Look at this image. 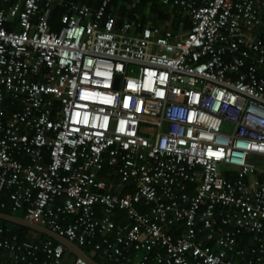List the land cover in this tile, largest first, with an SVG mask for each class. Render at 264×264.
<instances>
[{
  "label": "built area",
  "instance_id": "built-area-1",
  "mask_svg": "<svg viewBox=\"0 0 264 264\" xmlns=\"http://www.w3.org/2000/svg\"><path fill=\"white\" fill-rule=\"evenodd\" d=\"M1 1L0 194L12 211L108 264H264V2L158 0L190 16L173 30L116 17L109 0ZM66 253L0 227V264Z\"/></svg>",
  "mask_w": 264,
  "mask_h": 264
},
{
  "label": "trees",
  "instance_id": "trees-1",
  "mask_svg": "<svg viewBox=\"0 0 264 264\" xmlns=\"http://www.w3.org/2000/svg\"><path fill=\"white\" fill-rule=\"evenodd\" d=\"M81 4H86L88 6L97 7L99 0H77ZM57 7V6H56ZM107 12L113 14L116 17L128 16L129 19H138L142 23H149L152 25H166L173 30L178 28V23L180 20H184L185 24H188V16L182 17L176 7H171L168 5H161L158 0H109L107 6ZM62 11L52 9L49 14V24L52 29H58L56 25L60 19ZM188 25H185L187 27ZM7 28L10 25L7 24ZM12 109V108H11ZM10 109V110H11ZM0 199L5 201L6 207L1 208L0 211L5 213H12V209L9 205V200L5 192L0 194ZM124 217V216H123ZM125 218V217H124ZM0 227L9 228L12 232L17 233L20 240H26L28 229L13 224L11 222L0 219ZM48 238L43 235H39L36 239L37 242L47 240ZM239 245L242 246L246 244L249 240V234L244 233L238 237ZM83 249L86 252L92 250L91 246H84ZM95 260L101 264H108V262L102 257L101 253L98 251L95 255ZM121 264V263H113Z\"/></svg>",
  "mask_w": 264,
  "mask_h": 264
},
{
  "label": "water",
  "instance_id": "water-1",
  "mask_svg": "<svg viewBox=\"0 0 264 264\" xmlns=\"http://www.w3.org/2000/svg\"><path fill=\"white\" fill-rule=\"evenodd\" d=\"M0 219L27 228L28 233L26 239L29 242H35L39 235H43L63 245L67 252L71 253L73 256L81 258L86 262V264H101L95 260L96 251L92 250L90 252H86L75 242L68 240L64 236L58 235L46 226L39 225L24 218L22 212L19 210L13 211L12 213L0 211Z\"/></svg>",
  "mask_w": 264,
  "mask_h": 264
},
{
  "label": "crops",
  "instance_id": "crops-1",
  "mask_svg": "<svg viewBox=\"0 0 264 264\" xmlns=\"http://www.w3.org/2000/svg\"><path fill=\"white\" fill-rule=\"evenodd\" d=\"M74 1L78 2L77 0H74ZM256 1H257V5L259 6L260 10L263 11L262 3L264 2V0H256ZM2 5H3V3L0 0V6H2ZM54 9L59 10V11H62V13L65 11V8L64 7H61V6H57V7L55 6ZM178 11H179V13L181 14L182 17L188 16L189 19H188V24H185L184 20H180L179 23H178V28L176 30H186V29H188L190 27V16L187 15V14H185V13H183L179 9H178ZM58 23H59V21H58ZM8 25H10V28L9 29H13V30H19L20 29V27L16 24V21L15 20L10 21V23H8ZM185 25H188V26L185 27ZM56 27H59V25L57 24ZM234 172L235 171H232V173L230 174V176H229L230 179H234L235 178L236 175H235ZM127 190H131V188H126L125 191H127ZM149 210H150V207H147V212ZM122 221L125 222L126 221V218L122 217ZM248 245H249V240H248V242L246 244H244L242 246L246 248V247H248ZM66 255L67 256H66L65 264H72V262H73L72 261L73 260V257L72 256L73 255L71 253H69V252H67Z\"/></svg>",
  "mask_w": 264,
  "mask_h": 264
},
{
  "label": "rangeland",
  "instance_id": "rangeland-1",
  "mask_svg": "<svg viewBox=\"0 0 264 264\" xmlns=\"http://www.w3.org/2000/svg\"><path fill=\"white\" fill-rule=\"evenodd\" d=\"M176 9H178V8H176ZM166 25H167V24H166ZM166 25H163V27L166 26ZM166 27H168V26H166ZM147 133H148V132H147ZM258 164L261 165V166H264V161H262V162H258Z\"/></svg>",
  "mask_w": 264,
  "mask_h": 264
}]
</instances>
